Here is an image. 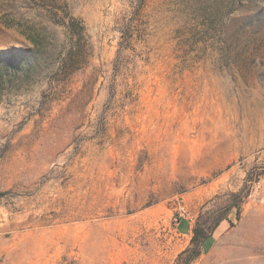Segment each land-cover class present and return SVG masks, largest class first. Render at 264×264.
<instances>
[{"label":"rangeland","instance_id":"374dc122","mask_svg":"<svg viewBox=\"0 0 264 264\" xmlns=\"http://www.w3.org/2000/svg\"><path fill=\"white\" fill-rule=\"evenodd\" d=\"M0 63V264H264V0H0Z\"/></svg>","mask_w":264,"mask_h":264},{"label":"trees","instance_id":"16d2710c","mask_svg":"<svg viewBox=\"0 0 264 264\" xmlns=\"http://www.w3.org/2000/svg\"><path fill=\"white\" fill-rule=\"evenodd\" d=\"M74 48V47H73ZM74 56V52L71 51L70 57L72 58ZM14 72H17L14 70ZM9 75L7 74V68L4 64L0 63V89L1 85L6 84L7 81H9L7 78ZM209 237L208 234L203 229H200L198 227H195L193 229V233L190 239V245L183 251L184 253H187L189 251L192 252L191 259L198 256L200 254V249L204 243V241Z\"/></svg>","mask_w":264,"mask_h":264},{"label":"crops","instance_id":"0c3cea01","mask_svg":"<svg viewBox=\"0 0 264 264\" xmlns=\"http://www.w3.org/2000/svg\"><path fill=\"white\" fill-rule=\"evenodd\" d=\"M222 224H218L217 226L220 227ZM212 239V236H209L203 243L201 249H202V255H206L210 251V240Z\"/></svg>","mask_w":264,"mask_h":264}]
</instances>
